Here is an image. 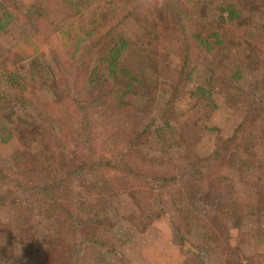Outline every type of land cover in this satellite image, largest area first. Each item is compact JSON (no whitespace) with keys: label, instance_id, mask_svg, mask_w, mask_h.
<instances>
[{"label":"trees","instance_id":"obj_1","mask_svg":"<svg viewBox=\"0 0 264 264\" xmlns=\"http://www.w3.org/2000/svg\"><path fill=\"white\" fill-rule=\"evenodd\" d=\"M205 1L217 2L187 0L183 5L176 0L156 15L157 0H0V35L9 43L3 75L19 102L16 113L9 114L22 111L34 119L24 128L15 127L20 142L29 148L39 143L51 149L50 128H44L41 121L67 140L76 130L84 134L78 144L85 153L73 167L59 149L42 159L34 153L27 159L28 153L20 148L15 152L23 164L17 165L19 169L4 173L0 167V177L13 190L41 193L42 214L62 219L59 243L64 244L73 230L77 247L90 241L114 249V239L107 232L102 231L106 239L101 235L92 238L79 229L86 225L88 215L99 207L104 209L95 196L107 193L108 183L116 177L135 178L152 193L179 185L188 196L199 195L210 206L208 212L200 215L184 207V226L175 223L185 245L198 246L187 230L204 229L206 235L220 240L244 217L251 220L264 214V152L258 164L263 173L245 189H250L248 197L239 193L238 178L243 179L238 160L232 162L247 138L242 132L263 115L264 49L254 39L264 43V2L251 9L244 0H220L215 19H207ZM251 12L259 13L260 20H253L238 35L247 64L259 70V77L253 75L256 79L249 82L246 116L207 154L181 169V174L166 157L177 131L171 127L175 96L196 73L206 84L197 88V94L207 99H211L208 87L216 75L237 81L243 78L241 69L225 63L223 25L234 20L248 22ZM69 15L70 22L61 24ZM165 51L178 56L181 63H171L166 55L158 57ZM39 56L48 57L44 61L50 75L37 62ZM167 85L171 93L164 92ZM10 124L0 120V142L12 136ZM154 133L161 147L149 153L146 147ZM230 170H237L239 177ZM72 173L76 183L69 182ZM177 180L183 181L178 184ZM10 202L0 195L1 205ZM3 242L1 233L0 264L15 263L17 258L6 252ZM238 264H264V251L255 260L241 255Z\"/></svg>","mask_w":264,"mask_h":264},{"label":"rangeland","instance_id":"obj_2","mask_svg":"<svg viewBox=\"0 0 264 264\" xmlns=\"http://www.w3.org/2000/svg\"><path fill=\"white\" fill-rule=\"evenodd\" d=\"M174 1L176 0H157L156 15L168 9ZM244 1L251 9L264 2ZM186 2L187 0H181L183 5ZM220 5V0L214 4L205 1L204 17L215 19ZM260 17L259 13L251 12L248 13L249 19L246 18L248 22L234 20L223 25L227 35L225 51L228 58L225 63L232 69H241L243 78L237 81L225 74L216 75L208 87L211 89V99L197 94V88L206 85L199 73L194 74L184 87L179 88L175 96V113L171 125L177 130L175 144L166 154L179 172L188 167L195 157L207 154L221 139L231 134L246 116L250 102L249 82L259 77V70L247 64V55L241 50L238 35L245 27L251 26V23L255 22L253 20L259 21ZM71 19L69 15L61 24H67ZM254 40L264 49V43L256 38ZM8 52L9 43L0 35V120H6V123L10 121L9 129L12 132L10 139L0 142V167L4 169V173H11L19 169L17 165H23L16 158L15 152L18 148L24 154L28 153L27 159H30L33 153L42 159L59 149L62 157L73 167L82 160L85 153L83 147L78 144L84 138L81 130H76L72 133V138L67 140L65 135L54 131L53 126L41 121L44 128H50L48 134L52 148L46 149L39 143H33L29 148L20 142L15 127L24 128L34 119L26 117L22 111L14 115L9 114L11 111L16 113L18 101L12 84L3 75ZM164 55L171 63H181L178 56L166 51L158 57L163 59ZM47 59L48 57L39 56L37 62L47 74H51V69L44 61ZM261 69L264 70V67ZM260 84L264 89V77ZM163 88L167 93L173 91L169 85ZM155 134L146 147L149 153L161 147ZM242 135L247 136V141L244 140L241 147L239 146V152L232 156V162L238 160L236 164L243 179L242 183L238 178L239 193L248 197L250 189H245L250 188L251 183L259 181V175L263 173L258 164L264 152V110L263 115L255 119L254 124L248 126ZM242 159H245V164ZM230 172L239 177L237 170ZM76 181V175L72 173L69 182ZM182 181L177 180L178 184ZM108 184L105 189L107 193H98L95 196L100 199L104 209L99 207L98 212L88 215L86 225L79 231L85 230L92 238L101 235L105 239L107 235L102 231L107 232L114 239L113 244L111 243L114 247L112 251L105 245L90 241L77 247L73 230L64 238V244L59 243L64 224L62 225V219L59 217H46L42 214L40 200L43 195L39 192L15 191L0 177V195L11 201L6 205L0 204V234L4 236L2 245L6 252L17 258L13 264H238L239 256L255 260L259 253L264 251V236L261 235L264 233V214L251 220L244 217L237 225H231L220 240L215 235H206L204 229L187 230L189 239L199 246L195 247L182 243L175 223L184 226V215L181 214L184 207L190 206L200 215L208 212L210 206L200 200L199 195L190 197L179 185L152 193L145 184L135 178L116 177ZM78 195L81 196L82 191H79ZM100 229L98 234L96 231Z\"/></svg>","mask_w":264,"mask_h":264}]
</instances>
